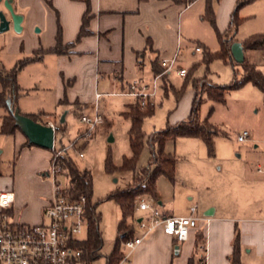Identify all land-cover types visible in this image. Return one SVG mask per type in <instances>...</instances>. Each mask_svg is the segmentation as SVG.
I'll list each match as a JSON object with an SVG mask.
<instances>
[{
	"label": "crops",
	"instance_id": "0c3cea01",
	"mask_svg": "<svg viewBox=\"0 0 264 264\" xmlns=\"http://www.w3.org/2000/svg\"><path fill=\"white\" fill-rule=\"evenodd\" d=\"M3 1L6 0L0 1V10L7 20H10ZM9 1L14 13L22 18L21 31L15 32L10 24L8 31L0 33V70L8 73L19 60L42 52L39 60L26 64L19 71L17 83L24 91L40 85L49 89L53 93L56 106L61 110L67 109L68 114L69 109H78L81 112L85 109L83 106L88 105L90 110L94 111L96 108L99 112L98 102L104 95L130 97L131 100L125 105L133 103L134 98L123 93L131 81L148 82V79L155 77L152 73V63L155 60L160 65L161 60H170L176 56V69H183L177 67L178 18L197 0L191 4H186L185 0ZM217 1L221 4L220 12L217 16L214 15L215 27L222 33L228 27L236 0ZM253 6L257 7L256 11L241 15V12L246 13L247 9ZM85 15L87 33L77 39ZM238 15L242 23L235 34L236 42L241 44L251 35L264 33V0H251L239 9ZM247 24L251 25V28L245 30V34L241 33V29L247 28ZM58 34L61 45L68 48L66 53L49 51L56 46ZM243 53L244 59L264 74V54L252 50ZM165 75L169 84L171 72ZM248 84L251 83L239 88ZM251 86L257 88L253 84ZM100 88L103 90L100 91ZM160 90L161 80L156 98L160 97ZM258 90L261 92L259 88ZM97 93L101 94L98 98ZM192 94L193 100L194 91ZM261 104L264 109L263 97ZM17 105L21 113H37L23 103L21 94L18 96ZM177 107L178 103L174 110ZM37 109L38 113L49 115L45 108ZM127 110L128 108L125 111ZM73 113L76 114L74 111ZM59 115L60 113L56 112L50 114L44 123L54 125L53 119ZM12 135L17 141L18 154L21 153L26 158L24 161H29L27 172L32 174V183L35 186L43 184L41 175L49 169L50 149L25 145L27 138L19 129ZM188 138L193 139L187 144L194 146L198 152H194L195 157L192 160L185 159L182 164L179 163L180 159L176 153L178 138L170 145L171 151L177 156L174 185L177 183L178 186H186L187 195L191 196L189 200L197 198L195 215L207 219V222H200L199 226L190 232L187 240L179 244L174 238L165 235L160 228L154 230L131 254L130 264H189L190 261L198 264L200 260H203L204 264H230L229 257L233 252L236 233L241 264H264V211H258L256 208L258 196L264 201V133L260 134L253 128L248 137L254 141L253 161L257 174L263 177L261 179H252L248 176L246 164L229 157L221 156L219 160L211 161L203 151L201 144L204 142L197 137ZM227 185L232 188L230 190L233 195L228 197L223 194V203H216L206 194L197 197L194 193L198 189L205 192H224ZM4 189V186L0 188L7 191ZM34 193L37 194V190ZM14 194L11 216L23 223L30 220L34 225L41 221L42 210L52 198V186L49 184L44 193L41 194L40 191L38 197L32 196L29 201L24 198L22 192L20 195L15 192ZM166 202L168 198L158 191L156 203L162 215H190L187 210L171 213L166 208ZM200 207L202 209L199 212ZM145 214L143 212V216ZM198 231L202 241L197 246Z\"/></svg>",
	"mask_w": 264,
	"mask_h": 264
},
{
	"label": "rangeland",
	"instance_id": "374dc122",
	"mask_svg": "<svg viewBox=\"0 0 264 264\" xmlns=\"http://www.w3.org/2000/svg\"><path fill=\"white\" fill-rule=\"evenodd\" d=\"M220 4L221 2L212 0L215 16L220 12ZM205 6L206 0H197L188 6L178 18L177 60L179 64L177 67L185 69L187 74L184 77H179L176 74L177 69H175L171 72L169 84H173L175 89L183 88L182 97L180 96L181 99L179 98L178 102L172 90L169 89L168 94L165 96L163 89L160 90L161 95L155 100L154 114L147 118L143 124L146 134L187 117L194 91L192 86L194 78L206 77L212 83L225 85L242 77V70L239 64H225L220 60L205 64L202 61L205 51L216 52L220 46L213 26L208 20L204 19ZM256 8L254 6L249 7L246 13L241 12V15H249V13L256 11ZM246 26L247 28L241 29V33L245 34V30L251 28L249 24ZM196 48H199L200 51H196ZM234 71H237V73ZM151 79H148V81ZM252 87L251 84H248V86L228 91L225 102H212L205 99L200 107V118H208V122L218 131V134L213 138L212 155L208 154L205 144L201 145L205 155H208L211 161H217L221 156L229 157L236 162L246 164L248 176L252 179H261L263 177L257 174L253 161L254 141L247 138L245 141L239 142L236 139V136L242 131L246 130L250 133L253 128H256L260 134L264 133V109L261 104L263 96L258 88ZM102 90L100 88V91ZM20 94L22 95L23 103L32 108V110H36L34 112L38 113L39 109L37 108L43 107L45 108L44 110L48 111L49 115L54 112L56 114L60 113L58 117L53 119L55 127L59 126L61 115L66 111L64 116L65 130L58 129L55 133V148L50 150L51 157L55 156L57 151L61 150L64 145L71 144L73 150H69L71 155L69 157L79 169L91 171L92 200L93 202H99L97 211L101 215L99 228L103 243L100 251L101 256L92 261L91 264H106V257L112 252L118 238L117 225L120 220V211L113 201H106L105 198L116 189L124 188L131 180V173L116 171L109 174L105 171V160L107 156H110L113 164L119 167L122 164L123 156H131L128 138L130 120L122 115V112L127 109L126 102L131 100V98L117 95L102 96L98 102L102 122L91 131L90 135L86 136L84 132L86 125L80 121V115H92L94 111L89 109L90 105L87 107L83 106L85 109H81V112L78 109H69L67 114V109L61 110L60 107L56 106L52 91L42 88L41 85L31 87L25 91L21 90ZM177 103L178 107L174 110ZM73 111L78 112L74 114ZM5 114H7L6 110L0 107V125ZM49 115H41L38 121L44 123ZM190 139L193 138L179 137L177 140L176 153L180 159V164L185 159L192 160L195 157L194 152H198L194 146L187 144ZM16 144L17 141L13 135L0 133V188L3 186L4 190L10 188L17 195L22 192L26 200L32 196L38 197L40 191L42 194L47 190L51 181L49 178L41 177L43 184L35 186L32 183V174L27 172L29 161H24L26 158L21 153L18 154ZM25 145H28L27 140ZM170 145L171 143H167L165 147L168 152H172ZM80 150L83 157H79L76 153V151ZM148 157L149 149L145 144L139 156L138 165L146 164ZM230 189L232 190L227 185V189L224 192H205L204 190L196 189L197 191L194 193L197 197L206 194L208 198L216 203H223V194L228 197L233 195ZM36 190L37 194L34 193ZM158 191L168 198L166 208L173 214L185 210L189 211V208L197 203V198L189 200L191 196L187 195L186 186H178L177 183L176 185L170 184L163 178L159 179ZM256 208L258 211H264V201L261 200L260 196H258ZM201 209L200 207L199 212ZM136 216H143V212L138 211ZM31 223L33 224L29 220V222L27 221L23 224L32 225ZM137 234L141 235L142 232L137 230Z\"/></svg>",
	"mask_w": 264,
	"mask_h": 264
},
{
	"label": "trees",
	"instance_id": "16d2710c",
	"mask_svg": "<svg viewBox=\"0 0 264 264\" xmlns=\"http://www.w3.org/2000/svg\"><path fill=\"white\" fill-rule=\"evenodd\" d=\"M194 1L195 0H185V3L191 4ZM250 1L251 0H236V7L230 15L228 27L221 33L215 27L212 2L207 0L204 19L208 20L213 26L220 46L219 50L216 52H204L202 61L205 64H209L214 60H220L225 64H238L232 58L231 45L237 41L235 39V34L239 25L242 23L238 11ZM86 23L87 16L85 15L77 39H80L87 33L85 30ZM56 41V46L49 51L59 54L66 53L68 48L67 46L63 47L61 45L59 34L57 35ZM241 46L243 51L252 50L264 54V33L249 36L241 42ZM41 55L42 52H36L31 57L19 60L8 73L0 70V107H3L7 112V114L2 117L0 125V132L2 134L12 135L15 130L19 129L14 121L12 113L14 109L18 108L17 99L21 92V88L17 83V74L26 64L39 60ZM239 65L242 70V77L231 81L229 84H215L210 82L206 77L194 78L192 81L194 97L191 102L189 114L185 119L174 124H167L161 129H156L151 133L146 134L143 124L147 118L154 114V104L148 103L142 106L138 100H135L127 106V111L122 112V115L130 120L128 138L131 156H123L122 164L119 167L113 164L110 156H107L105 160V171L109 174L116 171L130 172L131 180L124 188L116 189L105 198L106 201H113L120 211V220L117 225L118 238L112 252L106 257V264H118L122 258V243L128 239L135 238L138 235V219L136 214L139 200L145 198L146 200L156 203L158 201V182L161 178L167 180L170 184L175 183V165L177 156L174 152H168L165 150L167 143L173 144L179 137H197L206 145L208 154H213V138L218 134V131L208 122V118H200V107L205 99L211 100L212 102H225L228 91L237 89L246 83H251L259 88L264 98V74L258 70L256 66L249 64L246 59H244ZM162 71L163 69L161 65L155 60L152 63L153 76L160 74ZM234 72L237 73V71ZM160 80L164 94H168L170 88L177 98L176 101H178L183 88L175 89L172 84H168L166 75L162 76ZM77 112L78 111H75V113ZM25 115L38 121L42 114L33 113ZM64 128L65 126L63 122L55 127V133L58 129L64 130ZM27 143L28 145H32L28 141ZM145 144L149 149V157L146 164L138 165V159ZM57 164L65 175L66 195L72 199L80 196L86 198V237L81 242L76 243L75 247L82 252L84 260L91 264L92 261L101 256L100 251L103 245L99 228L101 215L97 211L99 202H93L92 200L91 172L86 169H79V167L67 155L59 156ZM201 241L202 236L200 231H198L196 245L198 246ZM239 250L238 233H236L233 242V252L229 257L230 264H241ZM189 264H193L192 261H190Z\"/></svg>",
	"mask_w": 264,
	"mask_h": 264
},
{
	"label": "built area",
	"instance_id": "2783aa9c",
	"mask_svg": "<svg viewBox=\"0 0 264 264\" xmlns=\"http://www.w3.org/2000/svg\"><path fill=\"white\" fill-rule=\"evenodd\" d=\"M199 51V48L195 49ZM163 71L150 81H131L123 93L138 100L144 106L154 104L158 92L159 80L176 69V56L170 60L160 62ZM179 77L186 75L185 69L176 70ZM101 94L97 93L96 98ZM80 121L86 125L85 134L90 135L102 117L95 108L92 115H80ZM54 128L52 123H48ZM249 132L244 130L236 136L237 141H245ZM55 148V138L53 149ZM52 150V149H51ZM69 150L72 145H64L50 159L49 169L41 176L49 178L52 186V198L41 213V221L34 225H25L11 216L15 194L11 190L0 191V264H90L83 258L82 252L76 249V243L86 237L87 221L85 218L86 198H69L65 193V175L57 164L59 156H71ZM83 157L80 151H76ZM137 211L146 213L137 230L142 234L126 240L121 245L122 258L118 264H130V256L154 230L160 228L162 232L175 239L177 244L187 240L190 232L195 230L200 222L207 219L195 215L196 206L190 207V215L184 217H166L159 211L153 201L145 198L139 200ZM198 264H204L200 260Z\"/></svg>",
	"mask_w": 264,
	"mask_h": 264
},
{
	"label": "water",
	"instance_id": "95a60500",
	"mask_svg": "<svg viewBox=\"0 0 264 264\" xmlns=\"http://www.w3.org/2000/svg\"><path fill=\"white\" fill-rule=\"evenodd\" d=\"M10 3L9 0L3 1L5 9L9 12L10 20H7L5 14L0 10V33L8 31L10 24H12L15 32L19 33L21 31L22 18L14 13ZM231 55L238 64L244 61L243 48L239 42H234L231 45ZM12 113L16 125L30 144L50 150L53 149L55 131L51 125L36 121L30 116L20 113L18 108L14 109ZM65 114L66 111L61 115L60 123L64 122ZM137 222H140V219Z\"/></svg>",
	"mask_w": 264,
	"mask_h": 264
}]
</instances>
